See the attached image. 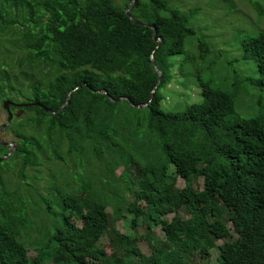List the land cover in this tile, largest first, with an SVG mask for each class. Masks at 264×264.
Returning a JSON list of instances; mask_svg holds the SVG:
<instances>
[{"label": "trees", "instance_id": "1", "mask_svg": "<svg viewBox=\"0 0 264 264\" xmlns=\"http://www.w3.org/2000/svg\"><path fill=\"white\" fill-rule=\"evenodd\" d=\"M121 1L118 5L115 0H0V32L16 27L26 52L22 64L38 73L45 69V76L26 90L27 96L17 91L19 98L28 101L20 104L30 106L8 107L9 111L29 112L31 117L18 125L14 149L0 161V264H122L94 247L107 229L106 203L93 200L91 207L81 212L61 194L57 214L51 215L50 228L44 233L43 248L36 249V256L28 260L20 234L26 226L25 208L12 197L5 180L13 161L19 162L21 177L24 170L37 167L41 142L37 135L22 130L23 126L42 132L52 156L60 160L51 143L54 136L66 138L69 151L76 150L75 139H88L99 155L102 142L116 147V126L121 123L117 115L134 137L144 138L147 148L156 149L157 154L138 169V188L124 180L128 175L123 171L124 193L132 201L123 195L119 198L121 204L114 205L116 218L121 211L132 214L130 227L134 229L137 218L144 216L146 224L159 226L169 243L164 252L152 250L145 257L131 244L132 235H116L124 256L136 258L137 264H181L180 252L209 250L214 241L222 240L217 247L219 264H264V115L227 121L230 95L205 83L200 85L199 101L180 111L167 112L160 107L164 100L160 89H166L172 80L181 85V78L189 76L185 71L191 62L184 54L186 38L196 36L199 59L220 60L243 79L238 73L239 60H228L223 47L208 43L199 27H188L177 6L158 15L155 0H134L131 17L140 9L154 15L144 26L127 19L124 9L129 0ZM150 27L159 43L152 40ZM240 46L242 59L252 61L264 75V32L246 37ZM149 56L161 73L151 99L157 75ZM175 64L177 72L173 73ZM75 87L58 112L44 111H56ZM100 90L113 100H126L111 103L105 95L95 93ZM4 91L15 92L0 79L1 104L11 98ZM129 103L145 107L135 109ZM9 148L0 145V157ZM130 150L136 156L141 152ZM132 160L130 155L123 164ZM169 164L173 175H166ZM106 172L109 174V169ZM198 177L202 178L200 190L192 187ZM176 178L184 182L180 189L174 188ZM218 205L226 211L233 240H228V230L218 217ZM178 210L188 217H180ZM167 214L172 215L169 221L161 219ZM72 215L78 224L71 221Z\"/></svg>", "mask_w": 264, "mask_h": 264}, {"label": "rangeland", "instance_id": "2", "mask_svg": "<svg viewBox=\"0 0 264 264\" xmlns=\"http://www.w3.org/2000/svg\"><path fill=\"white\" fill-rule=\"evenodd\" d=\"M121 2L115 0L118 5ZM155 2L158 6V15H165L171 8L177 6L188 27H199L201 36L208 43L223 47L227 54L225 58L239 60L238 73L244 79L234 76L220 60L211 62L199 59L194 45L196 36L186 38L184 54L191 62L186 66L185 71L189 76L187 79L181 78V85L172 80L166 89L165 87L160 89L164 95V100L160 104L161 109L167 112L180 111L186 104L199 101L200 85L205 83L230 95L232 107L226 113L227 121L248 119L257 113L264 115V75L256 71L252 61L242 59L240 46L241 41L246 37L258 31L264 32V0H155ZM140 10L141 12H134L136 20L146 24L153 20L154 15L144 9ZM16 29V27L6 28L0 32V79L3 84L7 83L15 90V92L4 91L6 96L11 97L10 102L20 104L28 101L19 98L17 91L27 96L26 90L42 75L45 76V69L38 73L34 68L22 64L21 60L26 52L21 47L20 34ZM176 69L175 64L172 72L176 73ZM181 73L183 74L184 71ZM10 113L9 123L0 130V141L14 144L17 140L14 132L17 131L18 125L31 117V113L18 110ZM117 119L121 123L116 126L119 132V136L114 137L116 147L102 142L101 155L96 153L95 146L88 139L80 142L77 139L73 140V148L76 150L69 151L68 140L54 136L51 143L56 146L54 151L60 160L52 156L50 145L45 143L42 132L29 130L26 126L22 127L27 133L37 135L42 152L37 155V167L24 170L23 177L18 172L19 162L13 161L5 180L10 184L12 197L21 201L25 208L26 226L20 234L21 241L26 246L28 260L36 256V249L43 248L44 233L50 228L51 215L57 214L60 194L81 212L91 207L93 200L106 203L104 211L108 220L107 229L94 245L104 256L118 260L122 264H137L136 258L128 259L124 256L123 244L118 241L116 235H132L131 244L145 257L149 256L152 250L162 253L166 250L165 247H169L159 226L146 224L144 216L137 218V226L134 229L130 227L132 214L121 211L120 217L116 218L114 205L116 202L121 204L119 198L123 195L126 200L132 201L131 196L124 193V182L120 179L123 171L128 175L124 180L128 181L132 188H138V169L149 161L147 158L157 154L156 149L147 148L144 138L134 137L131 134V128L122 122L120 115H117ZM5 121L6 113L0 103V127ZM9 124L10 127L7 129ZM42 127L44 128L45 124H42ZM132 148L141 151L136 152L139 156L131 154ZM130 155L133 160L123 164ZM108 169L109 174L106 172ZM173 174L174 169L169 164L166 175ZM82 183L86 184L85 188L80 187ZM183 186L184 182L176 178L174 188L180 189ZM192 187L200 190L202 178L198 177L192 181ZM137 205L143 206L139 202ZM217 212L220 221L228 230V240H233L235 235L227 220L226 211L218 205ZM177 213L182 218L188 217L182 210H178ZM171 216L167 214L161 219L169 221ZM71 221L78 224L75 216L71 217ZM222 242V240L214 241L213 247L209 250L188 248L180 252L183 255L181 264H219L217 247ZM45 264L52 263L48 261Z\"/></svg>", "mask_w": 264, "mask_h": 264}, {"label": "water", "instance_id": "3", "mask_svg": "<svg viewBox=\"0 0 264 264\" xmlns=\"http://www.w3.org/2000/svg\"><path fill=\"white\" fill-rule=\"evenodd\" d=\"M133 2H134V0H129L127 6H126L125 9H124V14H125V16L127 17V19H128L132 24H135V25H144V26H145L146 24L139 22L138 20H136L135 18H133V17H131V16L129 15V10H130V8H131ZM150 28H151V30H152V33H151L152 40H153L154 42L159 43V39L155 38V31L153 30L152 27H150ZM149 60H150V64H151V66H152L153 71H154V72L156 73V75H157L156 83H155L154 87L152 88V90H151V92H150L149 99H151V98H152V95H153V92L155 91L156 87L158 86V84H159V82H160V79H161V73H160V71L158 70V68L155 66V63H154V61H153L152 56H149ZM77 88H78V87H75L74 89H72V90L66 95V99H65L64 103H63V104H62V105H61L56 111H50V110H48V109H44V111H45L46 113H48V114H54V113L58 112L63 106H65V105L68 103L70 93L73 92L74 90H76ZM95 93L105 95L106 98H107V100H108L109 102H111V103H116V102H118V101L126 100L125 97H119V98L113 100V99H111L109 96L106 95V93H105L104 90H100V91H97V92H95ZM129 105H130V107L135 108V109H142V108L145 107L144 104H143V105H132V104L129 103ZM9 106H11V107H15V108H22V107L30 106V104H13V103H11V102H9V101H3L2 104H1V108H2V110L5 111V113H6V121H5V123L0 127V130H1V128H3L5 125H7V124L9 123L10 119H11V113H10L9 108H8ZM0 145H1V146H5V147H10L9 150H8V152L6 153V155L0 157V161H2V160H4L8 155H10L11 151L14 149V145H13V144H10V143H3V142H1V141H0Z\"/></svg>", "mask_w": 264, "mask_h": 264}]
</instances>
